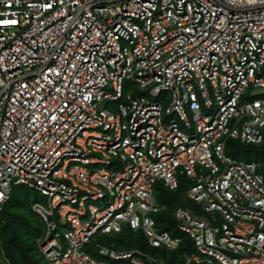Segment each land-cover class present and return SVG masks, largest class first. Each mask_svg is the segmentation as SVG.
<instances>
[{
	"label": "built area",
	"instance_id": "2783aa9c",
	"mask_svg": "<svg viewBox=\"0 0 264 264\" xmlns=\"http://www.w3.org/2000/svg\"><path fill=\"white\" fill-rule=\"evenodd\" d=\"M14 187L47 264H264V0H0V211ZM125 229L159 254L91 246Z\"/></svg>",
	"mask_w": 264,
	"mask_h": 264
},
{
	"label": "trees",
	"instance_id": "16d2710c",
	"mask_svg": "<svg viewBox=\"0 0 264 264\" xmlns=\"http://www.w3.org/2000/svg\"><path fill=\"white\" fill-rule=\"evenodd\" d=\"M236 143L238 144V142ZM251 147V149L255 151V155L248 159L257 160L259 155L256 154V149L253 146ZM231 154L235 158L238 157V153ZM184 190V181H182L180 189L177 192H170L164 189L162 185L158 186V202L165 204L167 210L159 213L154 218L158 222L160 230L170 232L173 236H179V232L176 229V222L172 218L171 213L175 207L183 206L184 198L182 194ZM37 194L38 193L34 190L26 187L21 188L20 192L14 189L9 202L5 205L4 209L0 211V252H3L2 257L4 264H47L39 252V242L37 243L33 240L35 237H40L43 233L40 220V226L35 224V217L37 214L32 210L31 206L32 203L37 202L35 198L31 196ZM124 232L128 237L124 240L126 241L125 245H121L120 242L123 240H119L112 246L114 249L139 248L146 252L156 255L159 254L156 249H151L149 247L142 233H134L129 229H125L120 235H123ZM137 236L139 238H137ZM182 238L183 243L178 252L173 254L174 256L164 253V257L176 260L175 258L178 255H181L187 249H192L190 238L186 235H183ZM88 251L91 252V249H88ZM93 255L101 259L98 254Z\"/></svg>",
	"mask_w": 264,
	"mask_h": 264
},
{
	"label": "rangeland",
	"instance_id": "374dc122",
	"mask_svg": "<svg viewBox=\"0 0 264 264\" xmlns=\"http://www.w3.org/2000/svg\"><path fill=\"white\" fill-rule=\"evenodd\" d=\"M131 91H134V96H136V97H145V98H148V99H151V100H155V99H152L149 96L148 90L137 89L135 84H133L132 82H128L127 81L125 83V92L128 93V92H131ZM107 92L111 93L112 92V88L109 87L107 89ZM169 98H170V95H168V94H164L163 97H162V99L165 100V101L168 100ZM104 107L109 108L112 111H115L116 104L111 103L110 106L108 104H106V105H104ZM251 148H252L251 146H248V145H245V144H240V143L237 144L235 141H229L226 153L230 157H233L231 153H238V157H236V159L241 160V161H246V160H248V158H250L251 156L255 155V151L252 150ZM21 188H23V187H21ZM21 188L20 187H14V189L16 191H19V192H20ZM31 197L35 198V201L43 204L44 206H47V201L48 200H47L46 197H44V196H42L40 194L32 195ZM183 198H184L183 199L184 200L183 206H185L187 208H192V209L196 208L195 205L192 204L191 202H189L188 200H186L184 196H183ZM35 220H36L35 224L37 226H40L39 224H40V222L42 223V221L38 217V215H36ZM39 220H40V222H39ZM41 225H42L41 228L43 229V233H44L43 223ZM43 233H42V235H43ZM42 235L40 237H35L33 239L34 242L38 243L40 241V238L42 237ZM178 235L180 237H183V234L180 233V232L178 233ZM127 238L128 237L125 234V232H124L123 235L119 234V235H115V236H109V235H105V234H98V235H95L94 238L92 239L91 246H95L97 243H99V244L106 245L108 247L113 248L112 246L114 245V243H116L119 240H123V241L120 242V244L121 245H125L126 241H124V240H126ZM137 238H139V237L137 236ZM100 258H101V260H108V259L103 258V257H100ZM114 264H116V263H114Z\"/></svg>",
	"mask_w": 264,
	"mask_h": 264
}]
</instances>
